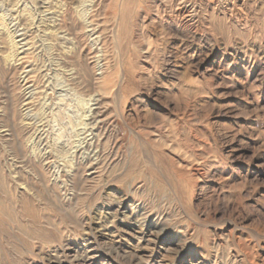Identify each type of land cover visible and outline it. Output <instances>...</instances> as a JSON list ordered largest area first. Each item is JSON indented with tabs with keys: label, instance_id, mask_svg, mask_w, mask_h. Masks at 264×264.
<instances>
[{
	"label": "rangeland",
	"instance_id": "374dc122",
	"mask_svg": "<svg viewBox=\"0 0 264 264\" xmlns=\"http://www.w3.org/2000/svg\"><path fill=\"white\" fill-rule=\"evenodd\" d=\"M189 1L0 0V264H264V0Z\"/></svg>",
	"mask_w": 264,
	"mask_h": 264
},
{
	"label": "bare ground",
	"instance_id": "6f19581e",
	"mask_svg": "<svg viewBox=\"0 0 264 264\" xmlns=\"http://www.w3.org/2000/svg\"><path fill=\"white\" fill-rule=\"evenodd\" d=\"M211 1V0H210ZM233 1V7H235V14L239 15L240 17H242V15H244V18L247 19V14H246V7L247 4L252 1V0H232ZM253 2H256V0H253ZM179 3L181 4V8L179 11H182L181 13L184 15L185 13V19L184 21L187 22L189 21V17H190V13H188L189 11L187 10V8L190 5V1L189 0H179ZM179 6V5H178ZM177 6V7H178ZM231 8V7H230ZM232 11V10H231ZM182 15V16H183ZM192 22V21H191ZM96 29V28H95ZM98 31V30H97ZM96 32V31H95ZM93 33V32H92ZM98 34V32H97ZM96 36V35H95ZM99 36V35H98ZM101 37V36H100ZM99 41V39H98ZM97 47V46H96ZM98 57V56H95ZM95 60L97 61V59L95 58ZM95 62V61H94ZM102 65V64H101ZM101 100V99H100ZM99 104V102H97ZM97 105V104H96ZM93 115V114H92ZM93 119L95 122L102 124L104 122H106V116H104V112L103 110L99 109V106L96 107V110H94V116ZM107 128V127H106ZM100 131V130H99ZM97 133V132H96ZM100 134V133H99ZM96 135V134H95ZM101 135V134H100ZM93 137V136H92ZM99 138V137H98ZM93 139V138H92ZM98 147V146H97ZM99 150V149H98ZM96 154V153H95ZM94 160V159H93ZM92 161V160H91ZM92 170V169H90Z\"/></svg>",
	"mask_w": 264,
	"mask_h": 264
}]
</instances>
